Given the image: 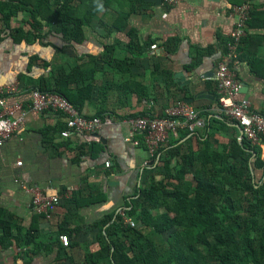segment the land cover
I'll list each match as a JSON object with an SVG mask.
<instances>
[{
  "label": "crops",
  "instance_id": "obj_1",
  "mask_svg": "<svg viewBox=\"0 0 264 264\" xmlns=\"http://www.w3.org/2000/svg\"><path fill=\"white\" fill-rule=\"evenodd\" d=\"M113 2L114 9L102 10L85 27L81 44H69L54 33L43 41L17 43L9 31L1 35L0 86L18 83L20 89L7 98V105L18 103L27 111L23 124L0 148V211L16 242L34 235L52 250L46 248L33 255L31 247L12 242L7 249L0 246V264H86V254L99 250V231L94 226L107 215L119 214L136 198L144 178L151 175L149 171L160 158L150 157L142 136L136 137L141 143L138 146L128 140L130 119L148 113L160 115L174 102L183 100L204 115L208 111L215 127H223L216 97L217 72L234 27L235 2L183 0L172 7L162 6L160 0ZM253 3L258 14L249 25L240 62L234 69L243 83L241 96L249 98L252 108L264 117V0ZM132 9L138 11L129 17L127 28L109 32L119 12ZM28 18V14H19L10 21V28L24 26L27 30L24 22ZM130 36L139 40L142 53L137 57V66L123 73L115 62L132 56L127 52ZM111 46L114 52L107 53ZM195 60L196 65L190 68ZM78 64L80 80L89 90L82 84L79 88L77 83L66 87L70 93L81 90L77 100L82 104L80 113L87 118L106 114L113 124L94 133L63 138L65 117L53 111H31L29 90L52 69L70 71ZM225 128L215 136L221 144H230L234 137L240 136L241 140L237 124L229 122ZM198 133L204 134V129H198ZM191 144L197 149L198 140L193 138ZM107 162L111 163L109 167ZM32 188L62 197L51 219L33 212L28 192ZM75 196L100 200L79 208L66 219L67 204ZM75 230L78 232L73 233ZM62 231L72 238L69 247L60 242ZM169 236L167 233L156 238V243Z\"/></svg>",
  "mask_w": 264,
  "mask_h": 264
},
{
  "label": "trees",
  "instance_id": "obj_2",
  "mask_svg": "<svg viewBox=\"0 0 264 264\" xmlns=\"http://www.w3.org/2000/svg\"><path fill=\"white\" fill-rule=\"evenodd\" d=\"M233 1L236 5L246 2ZM110 9H114L113 0H3L0 42L2 33L9 31L16 43L43 41L54 33L69 44H81L85 41V27L102 10ZM136 11H120L109 32H123ZM19 14L29 15L24 22L27 30L24 26L10 28V21ZM257 14L253 3L249 25ZM100 24L103 26L104 22L100 20ZM130 39L127 52L132 56L115 62L123 73L137 66V57L142 53L139 40L133 36ZM113 49L114 46L107 47V53ZM196 63L197 60L190 68ZM80 77L79 64L70 71L52 69L49 76L37 79L29 91L58 94L81 112L82 104L77 103L81 90L70 93L66 87L70 83L84 87ZM211 121L204 134L194 136L184 131L160 149L157 166L149 171L151 175L144 178L136 198L125 207L135 227L125 224L119 214L103 218L94 226L99 231V250L86 254V264H264V149L247 139L241 141L240 136L230 144H221L215 136L229 122L236 123L223 117L219 121L223 127H215ZM193 138L198 140L197 149L191 144ZM99 200L93 196L73 197L67 204L65 218L70 219L79 208ZM0 230L1 249L15 242L31 247L33 255L46 248L52 250L34 235L26 236L22 243L16 242L18 239L1 211ZM66 232L61 234L72 240ZM167 233L169 238L157 244L156 238Z\"/></svg>",
  "mask_w": 264,
  "mask_h": 264
},
{
  "label": "built area",
  "instance_id": "obj_3",
  "mask_svg": "<svg viewBox=\"0 0 264 264\" xmlns=\"http://www.w3.org/2000/svg\"><path fill=\"white\" fill-rule=\"evenodd\" d=\"M181 1L183 0H160L165 7L176 6ZM252 11L251 0L233 7L232 17L235 22L224 59L218 67L216 92H218L219 117L234 121L243 128L244 139L264 149V117L252 108V101L249 98L241 96L243 83L234 69V66L240 62V49L247 36ZM151 48L155 49L156 45ZM19 89L18 83L0 86V148L24 121L27 111L24 107L18 103L7 105V98L17 94ZM28 105L35 113L53 111L63 115L67 123L66 130L61 133L63 138L94 133L103 126L113 124L109 115L95 118L83 116L73 104L55 93L31 90ZM205 113L206 115L194 105L178 100L165 108L160 115L148 113L130 119L128 123L131 131L128 140L138 146L141 143L136 137L142 136L144 147L150 157H157L160 149L169 143L171 137H177L179 131L184 130L195 136L198 129H206L212 117L208 111ZM110 165V162L106 163L107 167ZM28 192L31 194L33 212L45 220L51 219L53 211L61 204L62 197L58 194H45L38 188L28 189ZM125 211L126 209H121L118 213L123 217L125 224L135 227L134 220L129 218ZM59 238L64 247L71 245V239L67 234L60 235Z\"/></svg>",
  "mask_w": 264,
  "mask_h": 264
},
{
  "label": "water",
  "instance_id": "obj_4",
  "mask_svg": "<svg viewBox=\"0 0 264 264\" xmlns=\"http://www.w3.org/2000/svg\"><path fill=\"white\" fill-rule=\"evenodd\" d=\"M243 89V88H242ZM238 128L240 129L241 133H242V138H241V141L244 140V134H243V128L240 127L239 125H237Z\"/></svg>",
  "mask_w": 264,
  "mask_h": 264
}]
</instances>
